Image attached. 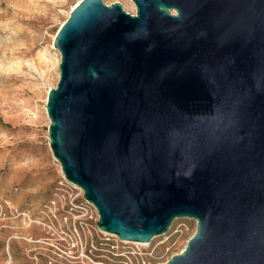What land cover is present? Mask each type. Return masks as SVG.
Returning <instances> with one entry per match:
<instances>
[{
  "label": "water",
  "instance_id": "95a60500",
  "mask_svg": "<svg viewBox=\"0 0 264 264\" xmlns=\"http://www.w3.org/2000/svg\"><path fill=\"white\" fill-rule=\"evenodd\" d=\"M80 0L58 29L53 156L99 228L160 264H264V0Z\"/></svg>",
  "mask_w": 264,
  "mask_h": 264
},
{
  "label": "rangeland",
  "instance_id": "374dc122",
  "mask_svg": "<svg viewBox=\"0 0 264 264\" xmlns=\"http://www.w3.org/2000/svg\"><path fill=\"white\" fill-rule=\"evenodd\" d=\"M79 1L0 0V264H105L87 254L103 262L111 256L107 248L112 244L96 230L94 208L92 230L77 231L66 220H55V209L48 205L62 173L50 147L46 109L48 92L60 78L61 54L53 42ZM104 1H120L136 11L132 0ZM54 224L77 247L55 234ZM196 227L195 219L177 218L150 243L128 242L115 249L149 248V262L164 263L184 249ZM91 242L100 249L91 252ZM68 247L74 255L63 253Z\"/></svg>",
  "mask_w": 264,
  "mask_h": 264
},
{
  "label": "built area",
  "instance_id": "2783aa9c",
  "mask_svg": "<svg viewBox=\"0 0 264 264\" xmlns=\"http://www.w3.org/2000/svg\"><path fill=\"white\" fill-rule=\"evenodd\" d=\"M48 205L51 208L55 209V211L52 212V216L55 218V220L61 222V220L64 219L66 220V224H72V226L75 227L77 231H80V228H83L85 231L92 230L90 224V219L92 218V213L90 212L91 208L95 209L96 221L99 220V212L96 206L84 197L83 189L77 184L69 181L65 177L63 172L61 173V176L51 193ZM52 228L54 229L55 234H58L62 240H67L70 246L73 244L77 247L74 240L71 243V241L68 240L67 237H65L66 234H68L66 230L62 229L59 231V229H57V224H54ZM96 230L101 232V240L112 244V246H108L107 248L111 253V256H109V262L96 260L90 254H87L94 263L101 262L105 264H151L149 262V256L153 254V250L149 248L145 250L137 247L132 251L122 250L121 252H118L119 250L115 249V247L117 248L121 245L124 246L130 241L121 240L117 235L101 230L98 224H96ZM91 243L92 246L89 248L91 252L93 250L100 249L97 243ZM104 244L105 243H101L100 245ZM82 248V252L86 253L83 246ZM71 250L72 249L70 247H68L67 249H62L64 254L74 255L73 252L72 254H70Z\"/></svg>",
  "mask_w": 264,
  "mask_h": 264
},
{
  "label": "bare ground",
  "instance_id": "6f19581e",
  "mask_svg": "<svg viewBox=\"0 0 264 264\" xmlns=\"http://www.w3.org/2000/svg\"><path fill=\"white\" fill-rule=\"evenodd\" d=\"M39 242V241H38ZM72 253V252H71Z\"/></svg>",
  "mask_w": 264,
  "mask_h": 264
}]
</instances>
